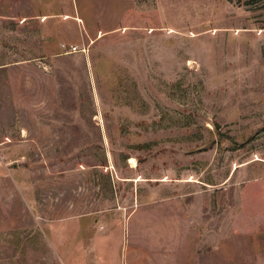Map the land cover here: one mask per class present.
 Here are the masks:
<instances>
[{
    "label": "rangeland",
    "instance_id": "374dc122",
    "mask_svg": "<svg viewBox=\"0 0 264 264\" xmlns=\"http://www.w3.org/2000/svg\"><path fill=\"white\" fill-rule=\"evenodd\" d=\"M0 140V264L90 208L124 254L264 264V0H0Z\"/></svg>",
    "mask_w": 264,
    "mask_h": 264
},
{
    "label": "crops",
    "instance_id": "0c3cea01",
    "mask_svg": "<svg viewBox=\"0 0 264 264\" xmlns=\"http://www.w3.org/2000/svg\"><path fill=\"white\" fill-rule=\"evenodd\" d=\"M10 147L0 140V187L9 163L5 150ZM1 201L0 189V206ZM120 212L90 208L85 213L46 222L49 230L45 235L62 264H170L161 254L133 251L134 235L128 254H124L128 242L125 229L136 215L125 221Z\"/></svg>",
    "mask_w": 264,
    "mask_h": 264
},
{
    "label": "built area",
    "instance_id": "2783aa9c",
    "mask_svg": "<svg viewBox=\"0 0 264 264\" xmlns=\"http://www.w3.org/2000/svg\"><path fill=\"white\" fill-rule=\"evenodd\" d=\"M64 48H67V46L64 45ZM75 51H78V47L75 45H71V52H75Z\"/></svg>",
    "mask_w": 264,
    "mask_h": 264
},
{
    "label": "bare ground",
    "instance_id": "6f19581e",
    "mask_svg": "<svg viewBox=\"0 0 264 264\" xmlns=\"http://www.w3.org/2000/svg\"><path fill=\"white\" fill-rule=\"evenodd\" d=\"M69 17V16H68Z\"/></svg>",
    "mask_w": 264,
    "mask_h": 264
}]
</instances>
